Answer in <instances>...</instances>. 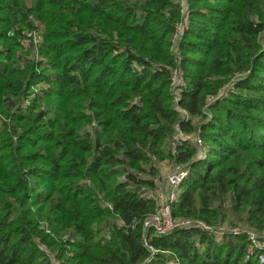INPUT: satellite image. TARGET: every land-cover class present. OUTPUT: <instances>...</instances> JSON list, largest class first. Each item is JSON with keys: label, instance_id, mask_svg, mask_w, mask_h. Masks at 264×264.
Wrapping results in <instances>:
<instances>
[{"label": "trees", "instance_id": "trees-1", "mask_svg": "<svg viewBox=\"0 0 264 264\" xmlns=\"http://www.w3.org/2000/svg\"><path fill=\"white\" fill-rule=\"evenodd\" d=\"M187 4L0 0V264H259L264 0ZM163 161L187 170L172 216L222 234L145 228Z\"/></svg>", "mask_w": 264, "mask_h": 264}, {"label": "built area", "instance_id": "built-area-1", "mask_svg": "<svg viewBox=\"0 0 264 264\" xmlns=\"http://www.w3.org/2000/svg\"><path fill=\"white\" fill-rule=\"evenodd\" d=\"M9 34L12 35V31H9ZM39 40L40 36L37 32H25V36L21 44L23 46H27L30 42H32L33 45L36 46ZM182 80L183 77L181 73L176 70L173 71L171 75V85L175 87L176 90L182 85ZM220 93L222 94V92ZM175 139L177 140V138ZM195 144L198 146L201 145V139L198 136L195 138ZM186 175L187 170L182 167L181 169L167 177L169 189L165 193L163 200L158 203L155 211L146 218L144 225L148 228L153 229L156 234H164L172 230L175 226H189L190 224L195 222L197 223V225L210 232H213L214 234H222L223 227H212L210 225H206L202 221H191L189 219H175L172 216L171 202L177 198V189L179 188V185L181 184ZM249 239L253 241L251 248H256L255 258L257 259L259 264H264V243H259L258 240L256 241V234L254 232H249ZM167 264H178V260L176 259L175 261H170Z\"/></svg>", "mask_w": 264, "mask_h": 264}, {"label": "rangeland", "instance_id": "rangeland-1", "mask_svg": "<svg viewBox=\"0 0 264 264\" xmlns=\"http://www.w3.org/2000/svg\"><path fill=\"white\" fill-rule=\"evenodd\" d=\"M180 1V4H181V10H184L186 7H185V5H188L187 4V1L188 0H179ZM186 13V12H185ZM184 23V22H183ZM179 33H182V31H183V25L182 24H180L179 25ZM42 30H39L37 33L39 34V35H41L42 34ZM181 84H184V79L182 80V82H181ZM180 84V85H181ZM182 86V85H181ZM180 86V87H181ZM231 89H232V86L230 87ZM230 88L228 87V86H226L225 88H224V90L222 91V95H221V97H223L224 95H226L227 93H228V91L230 90ZM222 90V89H221ZM220 90V91H221ZM179 93V92H178ZM208 101H212L211 99H209V100H207V102ZM180 113L187 119V114H186V112H184V111H180ZM199 132V129H197L195 132H190V133H185V132H181V131H178L176 134H175V138H177V140H179L180 138H184V139H188V140H190L192 143H194L195 144V138L197 137V133ZM203 142L201 141V145H200V147H202L203 145ZM198 147V146H197ZM173 150L172 151H174V148H172ZM201 152V153H200ZM199 154L201 155V157L204 155V152H202L201 150H199ZM162 171L164 172V174H168L166 177H168L169 175H171L172 173H174V172H176V171H178L179 169H176V170H174V171H171L170 169H169V167H170V163H167V161H163L162 163ZM181 169V168H180ZM166 181V180H165ZM167 188H168V186H167ZM164 191V190H163ZM160 192V193H158V203L159 202H161L162 200H163V198H164V196L165 195H163L164 194V192ZM166 193V192H165ZM185 219V218H184ZM146 220V219H145ZM145 220H144V222H145ZM189 220H191V219H189ZM192 221V220H191ZM224 224H226L225 222H224ZM145 226V225H144ZM211 226V225H210ZM219 225H212V227H218ZM178 227H182V226H178ZM145 228H147V229H149L148 227H146L145 226ZM174 228H176V226L175 227H173V229ZM230 230H232V231H235V232H238V231H242L243 229H242V227L240 226V225H237V226H234V228H230ZM247 232H254V231H247ZM255 233V232H254ZM259 243H264V241H258ZM143 244L146 246V247H151L149 244H148V242H147V240L144 238L143 239ZM150 251H151V253H150V256H149V259H151L152 258V256L155 254V252H156V250L155 249H153V247H151L150 248ZM249 252L253 255V257H255V251H253V248H249ZM171 259H173V260H171V261H175L176 259L173 257V258H171ZM170 262V261H169ZM168 263V261L166 262V264Z\"/></svg>", "mask_w": 264, "mask_h": 264}]
</instances>
